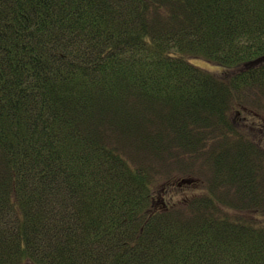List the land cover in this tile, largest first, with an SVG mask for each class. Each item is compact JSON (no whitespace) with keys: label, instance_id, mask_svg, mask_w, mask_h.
<instances>
[{"label":"trees","instance_id":"trees-1","mask_svg":"<svg viewBox=\"0 0 264 264\" xmlns=\"http://www.w3.org/2000/svg\"><path fill=\"white\" fill-rule=\"evenodd\" d=\"M0 264H264V0H0Z\"/></svg>","mask_w":264,"mask_h":264},{"label":"rangeland","instance_id":"rangeland-1","mask_svg":"<svg viewBox=\"0 0 264 264\" xmlns=\"http://www.w3.org/2000/svg\"><path fill=\"white\" fill-rule=\"evenodd\" d=\"M191 60L193 61L194 64H197L198 66L204 68V69H207L211 72H214V73H218L220 71V67H218L216 64L214 63H210L208 61H205L203 59H195V58H191ZM251 114H248V116H250ZM236 117V116H235ZM237 116V119L240 120L243 125H246V123H250V121H248V117L245 115V116ZM247 126V125H246ZM208 168V167H207ZM209 169V168H208ZM208 173V171H207ZM169 175H166L165 173V176L164 177H161V185H164V184H169L170 187L169 189L172 187L173 190H171V192H168L172 194V197L175 199V200H178L182 194L179 193L178 191V183L181 182V180H186V182H188V180H192V182L190 183H184L185 185H180L179 188H184V190H187L188 193L190 192V194H196V195H200L202 193H204L206 190L205 189V185H204V178L203 176L201 175H197L198 177H196L195 175H191V174H184V173H177L176 175H172L171 177H168ZM174 180V181H173ZM200 180L202 181L200 183ZM175 187V188H174ZM198 191H195L196 189H198ZM174 191V192H173ZM173 192V193H172ZM167 193L166 194H163V197H169ZM258 216L260 217V214H258Z\"/></svg>","mask_w":264,"mask_h":264}]
</instances>
